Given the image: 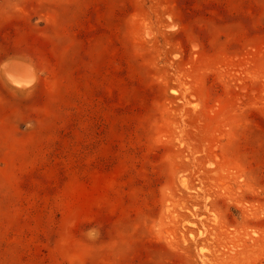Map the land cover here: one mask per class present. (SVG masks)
I'll use <instances>...</instances> for the list:
<instances>
[{
    "label": "rangeland",
    "instance_id": "obj_1",
    "mask_svg": "<svg viewBox=\"0 0 264 264\" xmlns=\"http://www.w3.org/2000/svg\"><path fill=\"white\" fill-rule=\"evenodd\" d=\"M0 264H264V0H0Z\"/></svg>",
    "mask_w": 264,
    "mask_h": 264
},
{
    "label": "bare ground",
    "instance_id": "obj_2",
    "mask_svg": "<svg viewBox=\"0 0 264 264\" xmlns=\"http://www.w3.org/2000/svg\"><path fill=\"white\" fill-rule=\"evenodd\" d=\"M6 69L8 71L9 70L11 71L10 74H7V73L5 74L6 78L12 84L16 85L17 88L30 85L31 81H33V79H34V74L32 72L33 70L31 71V68L29 69L23 63H19L17 61L9 62L8 64H5L3 67V70L6 71ZM27 79H29V80H27ZM9 81H8V83H9Z\"/></svg>",
    "mask_w": 264,
    "mask_h": 264
}]
</instances>
